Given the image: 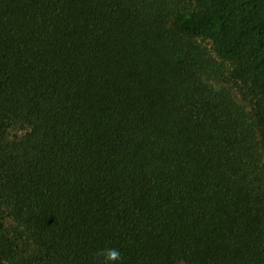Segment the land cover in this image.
Segmentation results:
<instances>
[{"label": "trees", "instance_id": "trees-1", "mask_svg": "<svg viewBox=\"0 0 264 264\" xmlns=\"http://www.w3.org/2000/svg\"><path fill=\"white\" fill-rule=\"evenodd\" d=\"M0 215V264H264V0H0Z\"/></svg>", "mask_w": 264, "mask_h": 264}, {"label": "rangeland", "instance_id": "rangeland-1", "mask_svg": "<svg viewBox=\"0 0 264 264\" xmlns=\"http://www.w3.org/2000/svg\"><path fill=\"white\" fill-rule=\"evenodd\" d=\"M214 88L216 89H226L227 91H230L234 97V99L239 103L240 106L245 108L246 110L249 109V105L247 104L246 101L243 100V98L240 96L238 85L230 82H225L221 78L219 80H213L211 82ZM0 223L3 224V226L9 230V232H14L17 228L18 225L15 223V221L7 216H4L1 220V215H0Z\"/></svg>", "mask_w": 264, "mask_h": 264}, {"label": "clouds", "instance_id": "clouds-1", "mask_svg": "<svg viewBox=\"0 0 264 264\" xmlns=\"http://www.w3.org/2000/svg\"><path fill=\"white\" fill-rule=\"evenodd\" d=\"M105 264H120L122 259L121 253L115 248H108L104 250Z\"/></svg>", "mask_w": 264, "mask_h": 264}]
</instances>
